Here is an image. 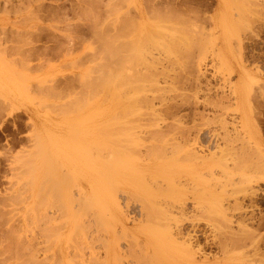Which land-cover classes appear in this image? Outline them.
Wrapping results in <instances>:
<instances>
[{"label":"rangeland","instance_id":"obj_1","mask_svg":"<svg viewBox=\"0 0 264 264\" xmlns=\"http://www.w3.org/2000/svg\"><path fill=\"white\" fill-rule=\"evenodd\" d=\"M242 1L243 0H0V264H34V262L36 264H50L54 262L56 263L57 258H59L61 264H74V262L75 264H87V261L90 259V257L92 258V256H89V247H91V245L89 246V242L87 244L86 241L91 238L88 240L90 241V244L98 243L99 246L94 244V246L92 245V248L95 246L97 248L98 246L97 250L95 251L99 252L97 254H101L103 252V239L106 240L109 238V236H111L110 238H119H117V243L120 253L123 252L124 248L123 254H126V251H129L128 247H130V249L131 247L133 248V250L131 249V253H137L135 250H138L139 248L136 244L137 241L141 240L135 234V231L138 230V228L143 224V221L139 220L141 215L144 213H142L143 211L140 212L142 208L140 209L139 204L141 203H136V201H139V199L135 200V198H139L141 196L150 197L151 199L154 198L155 201L157 200V202L158 199L160 201L162 199L163 202L166 200L165 204L168 205L167 203H169L171 208L167 207L166 209V205H164L162 202V208H164L163 210L165 213L168 212V208L172 209L169 211L174 212L175 209L179 208V205L177 206V204H181L183 202L180 205L183 207V209H181L182 207L179 209L185 212L184 215V213L181 211L183 213L181 214L184 215H181L182 218L187 217V219H179L180 210H178L179 218L176 216L178 214L177 210H175L176 213L174 212L176 217L172 215L173 213H168L169 216H166V214L163 212L162 214H165L166 216L164 217L165 219L162 217L164 222H168L169 225L172 223V225H170L172 227L169 228L170 230L168 229L169 231L167 229L165 230L163 227H158L157 230H160L159 232L165 230L163 233H166V238L168 237V239H171L173 243L179 246V249L186 250V253L188 254L186 256L190 257L189 259L192 263H187L186 261L184 264H203L204 262H208L209 264L214 260V258L220 257H228L230 260L229 264H264V0H246V4ZM241 2L244 6L241 4ZM112 18L118 21H114V23L118 26V28L116 27L115 29L118 30L119 35H117V31L114 29L115 24H111L113 23L112 20H114ZM124 19H126V21ZM111 27L113 28L111 29ZM146 33H149V35ZM158 36H160V39ZM114 37L115 40L119 37V39H117L118 41L126 40L127 44H130L129 46L126 44L127 47H129V53L131 55L130 56L128 54L126 56H129L128 59L130 61L128 59L125 60L126 56H123L121 53L116 55V59L113 58L114 61L111 59V39L114 40ZM117 40L115 43L118 44ZM140 40H142L141 43L139 42ZM123 42H121V45H118H124L125 43ZM112 43L114 42L112 41ZM130 47L133 48L130 50ZM122 48L123 47H120L118 51L121 52L120 49ZM218 48H221V55L214 53L215 51L217 53ZM124 49L126 48L124 47ZM175 49L177 50L175 51ZM125 52L126 50L122 53ZM149 52H153V56ZM212 53H214V55H212ZM159 55L161 56L159 57ZM202 55H205V57ZM145 56L146 58H143ZM156 56H158L157 60L160 59L163 61L156 62ZM163 57L166 59H163ZM119 59L124 60L125 67L126 65L128 66L126 68V73L125 71H122L125 67L121 69L122 66H124V64H122L123 60L120 61ZM144 59L146 60V63L149 62V68L151 69V61L155 59L153 61H155L156 64H160V66L157 64L156 67L158 71L160 69L159 74H161L160 72L163 71L162 69L167 68V71L169 72H164L166 69L163 72L170 73L166 76L168 78L170 76V80L168 78L166 80V77L165 79L164 77H162L163 79H160V77L156 75L158 73L156 70L157 73H155V76L159 78L158 80H155H157L159 86H167V92H164L166 89L164 86H162L164 89L160 91H156V89L154 91L152 90V92L151 90H146L145 93L140 92L137 94L140 97H146V94L150 91L146 98L149 96L152 97L153 95L154 97H157H153L154 99L151 98L152 101L154 100L153 104H156L155 106H152L156 109L157 113H159L160 118H165L164 121L157 119L160 120L158 121L159 126L157 127L163 128V125L169 123L170 126L172 125V127L167 124L168 126L164 127V129L166 128L165 130L160 128L161 131H169V128H174L175 123L176 126L180 125L179 129L175 127L177 129L173 131L174 135L176 130H179L180 132L177 131L179 133H176L177 135L175 136L173 135V138L177 137V141H175L178 142L180 140L179 142H181V146L183 145L182 148H180V151H178V148L171 146V144L169 147H171L170 149L172 151L169 150L167 145L165 146L168 148L164 146L169 152L173 153L174 150L176 151L173 153V156H171V153H169L164 147L160 146L162 150L160 147H153L157 150V152L159 149V152H161L162 155L165 152L166 153L164 158H157L159 160L153 159L155 156H151L153 157L149 158L150 160L153 159L151 161H147V156L150 155V152L155 149L152 147L148 148L146 145H150L152 143L149 138L153 137H151L149 133L148 135L150 137L146 138L148 137L147 134H145L148 132V124L145 126L142 124L149 119V116L146 118L144 117V112L148 113L151 118H154V116L149 114L150 110L144 108L143 105L142 106L144 109L142 106H137L138 111H136V114L134 113V115H128L130 118H127L128 116L125 115V120L136 119L135 121L138 120L137 122H139V124L143 120L140 124L142 127L131 130V132L129 130L131 135L127 134L126 138V132H123V134L121 133L122 138H135V142L131 140L134 143H131L130 141V143H128L126 141L125 146L126 148H129V144H137L136 149L139 148V150H141H136L141 152V154L139 153L140 157H138L139 155L134 154L136 152L133 151V153L130 150V148L134 145H131L129 148L131 153L127 150L128 148L126 149L124 147L123 143L125 141L124 139L121 140V135L117 136L118 131L116 132L115 130V134V132H112L113 130L111 129L112 131L110 133L113 135L110 133L108 134L110 127L113 128L112 123L110 122L111 124H109L108 121L109 116H112L110 114L114 112L115 108H118L119 106L121 108V106H123V104L125 105L128 101L126 87L123 82H130L129 79L132 78L130 83H133V79L138 78L139 76H144L146 73V69L144 68H147L148 66H143V63L145 64ZM199 59H201L202 62H199ZM127 60L128 64L125 62ZM117 61H120V67H118L119 62L117 63ZM170 61H172L173 64ZM171 65L173 66L171 67ZM194 65L196 67H194ZM112 66L113 68L117 67L120 69L118 78L119 84L117 87H115V89H113V78H109L112 74L113 75L111 77L114 76V70ZM155 66L153 67L155 68ZM130 67L135 68V70H131ZM139 67H141L140 71L145 70V73H142L143 75L140 74L141 72H138ZM154 68L152 70L153 75L155 72ZM169 68H171V70ZM112 70L113 72H111ZM121 71L126 77L128 76L129 78L125 79V76L123 77V75H121L123 74ZM134 71L137 72L135 73ZM149 71L151 70H148V72ZM128 72L132 74L129 75ZM133 73L135 74V78L131 76L134 75ZM163 75L166 74H162V76ZM172 76H175L176 78L173 80L174 82L171 80ZM141 77L136 80H141ZM148 79L146 78L145 81ZM136 80H134V82ZM136 82L134 84H136ZM139 82L143 83L142 80ZM175 84L177 85L176 87ZM169 85L171 88H169ZM159 86L158 88H160ZM172 86L175 88H172ZM168 88L169 90L171 89V91H168ZM45 91H48L47 95ZM153 92L156 95H152ZM176 93L177 96H175ZM141 94L144 95L141 96ZM138 95H136L137 98H139ZM180 95L182 97L184 96L183 98H185V100H183ZM52 96H56L57 98H53ZM174 96L175 98L173 99L172 97ZM163 97H167L165 100H163L164 103L166 102L165 105L170 103L169 105H172L173 107L174 103L172 100H176L175 103L179 101L181 102V104L177 103L180 107L175 104V108H171L170 110L173 111V113L171 112V114H169V112L167 116L164 111V113L161 112L165 108L164 104L161 106V100L164 99ZM218 97L220 98L218 99ZM169 98H171L170 101ZM216 98L219 101H216ZM113 99L117 103L120 101L118 106L114 104L115 102ZM207 99H210V103H208L209 101H207ZM203 100L206 101L204 102ZM215 101L219 104V106L222 105L221 108H216ZM158 103L162 107L161 109L158 106ZM60 104L63 105V108H59L61 106ZM140 111H142L143 114H141L142 112L139 113ZM58 113L61 114L59 115ZM137 113H139V115ZM160 113H162V116ZM174 114H179L181 116H175ZM163 115L167 116V119ZM169 117H171L172 120L169 119ZM151 118L149 120H151ZM174 118L177 119V121L175 120L176 122L174 121ZM111 119L112 118H110V121ZM75 120L80 121V123H76ZM203 120H207L209 123H204ZM179 121H182V124ZM72 123L75 125H72ZM201 123H204L205 126H203ZM244 125L245 127H243ZM75 126L78 129H74L73 127ZM182 126H184V133L186 135L184 133L183 135H178L180 133L182 134ZM187 126L189 127L188 129H186ZM35 127L39 130V133L45 142V148L48 152L46 155L44 154L43 150H41L40 146L38 145L39 149H37V143H34L37 141L36 136H33L35 133ZM157 127L155 128L154 126H150L148 128H155V130H159ZM167 127L169 128L167 129ZM138 130H141L144 133L134 132ZM196 130L198 132H196ZM119 131L124 130L119 128ZM133 133L135 135L137 134L138 136L140 135V137L142 135L143 139L137 135L135 136ZM168 133L167 136L170 137V134ZM172 134L173 133L171 131V135ZM184 135L185 138L188 137L187 140L185 138H181V136L183 137ZM48 137L50 140H52V137L54 138L52 140L54 144V150L53 148L46 146ZM103 137H105V139ZM196 137L197 140L195 139L196 141L194 142L193 138ZM113 138L115 140L123 141V143L121 142L123 146H121L120 143L119 145L121 147L117 144L116 146L113 145L119 142L116 141L112 143L114 140ZM29 140H32L31 143L36 144H31V146L33 145V147H36V149L39 150V153L36 154L40 155V153H42L40 159H38L39 155L37 156L36 154H33L36 149L30 146ZM172 142L174 141L172 140L170 143ZM106 149H109V154L113 152V149L118 150V154L122 153L120 151L125 149L124 151H128L129 154L127 156L125 152V154L118 155L116 151L113 152L116 153L119 158H121L122 155V158L124 157L123 160L122 158H118V161L121 162L122 160L120 164H115L110 159V155L108 156L109 159H106ZM133 149L135 150V148ZM48 150L52 151L51 155ZM96 150L97 152H95ZM187 150L189 151L188 153L194 151L195 154L193 156L191 154H187L188 156L185 154L184 156V153H187ZM30 151L34 152L30 153ZM162 151L165 152L163 153ZM145 152H147L148 155ZM27 153H30L29 156ZM63 153L66 154V157L68 156V159ZM96 153L98 155H102H99V157ZM103 154L106 155V157L104 156L105 158H103ZM166 154H170L168 155L169 157ZM32 155L35 157L32 163L37 165V170L34 168L35 165H33L31 170L32 172L33 170L35 172L38 171V168L41 165L43 166L44 162L45 164L48 162V164L50 163V166H52L51 168L48 166L45 167L48 165L46 164L43 166V168L40 167L38 171L40 174L36 172L37 176L40 177H38L39 180L41 179V182L37 185L42 183V178L40 176L41 174L44 176H51L48 178H51L50 180L52 181L53 178L56 180L60 179L61 177L59 172L61 169L58 167L59 165H61L62 170L64 171H62L63 179H61L64 181L67 179L65 182L68 185L70 180H74L73 182H75V185H77L76 188H73V186L71 184L70 185L75 191H77L78 187V192L73 190L71 191L67 185H63L65 182L61 181V179L60 181L57 180L58 182L54 181L56 186L57 183L59 187L62 184L59 191L56 188L55 190H57L56 192L63 191L62 193H59L60 195L62 194L61 197L59 196V199L62 202L64 201V207L68 205L67 210L64 208V211L67 213L65 212V214H61L60 211H56L54 209V206L58 205L59 202L57 197L55 199L53 198V201L56 202L55 204L52 201V197L55 193L50 195L51 197L47 195L46 198L43 195L44 193L42 192H45L44 190L48 188L47 186H52L53 184L47 177L45 180L46 183H42V192H40L41 190L38 192L39 189H37L36 192L43 195L44 198L41 199V195L39 194V197L36 193L35 194L37 197L34 198L35 194L33 192V185L31 186L32 190L29 188L30 185L33 184L34 179L31 178L30 181H27L30 177L34 178V176H28V173L29 175H32V173H30V169L27 167L29 163L25 162V157L28 156L26 159L29 161L33 158ZM42 155L45 157L48 156L47 160H50L47 161L46 158L45 160L41 159ZM117 155L115 156L117 157ZM159 155L163 157L161 154ZM180 155H182V157ZM190 155L191 158L195 157L194 160L196 159V161H199V159L203 157V159L206 160V163L199 165L198 162L193 161V158L191 160ZM142 156H144L146 159H143ZM179 156L181 158H179ZM186 156L190 158V161L188 158L187 160L184 159ZM171 157L173 160H171ZM53 159H56V162H54ZM39 160L44 161H40V163L38 162ZM101 161L106 163V167H103V165L101 166ZM51 163H56L57 166H54L53 164L51 165ZM38 164H40V166H38ZM113 165L115 167H113ZM102 167L106 169H103ZM160 167H164V172H166L167 176L162 175L163 173L157 170H161ZM208 167L210 169H208ZM41 169H43V171H40ZM51 169L55 170L60 178L58 175L55 176V172L53 176V171H51ZM171 171L173 173H171ZM106 174L109 175V177L113 175V177L110 179L115 178L113 179L115 181L112 180V183L111 180H109L110 182L107 181L109 177ZM142 175H144V177H146L145 179L148 180L144 181V177ZM44 176L42 177L44 178ZM66 176H70L71 179L68 180L70 177L67 178ZM106 176L108 178H106ZM172 176H174L175 179L178 178L177 180L181 179L179 183L182 182L183 184L178 185L179 183H175L177 181L173 182L172 180H168L169 178L174 180V177ZM152 179H157V181L155 180L156 182H152V184ZM94 180L97 181L96 186L91 185L92 181ZM47 181H50L51 184L49 183V185ZM73 182L71 181V183ZM145 182L148 183L146 184ZM157 182L164 183L166 187L168 186L171 190L173 189V192L169 190V188L167 189L170 192L165 191L166 188H164V192L161 191V193L160 189H162L163 186H161L162 188L159 189V184H155ZM110 183L111 185H109ZM184 184L186 185L184 186ZM187 185H189L192 189ZM62 186L64 190L62 189ZM38 188H40V186ZM110 188L112 189V192L110 191ZM119 188L124 191L122 196L121 194L118 196L121 191ZM196 189L203 191L197 192ZM52 190L53 189L48 191ZM125 191L127 192L126 194H124ZM45 193L48 194L51 192ZM74 193H80L85 196L80 198L83 199V203L88 199L90 200H88L89 202H92V205L87 203L88 201L86 202L87 205H91V210H89V207L86 208L87 211H90V216L87 215L88 212L84 211L85 209H82V207L76 213L77 210L75 207H77V209L79 207L75 206L73 208L72 206L78 205V203L74 204L75 200L73 201V196L70 195H74ZM128 193H132V196L134 195L133 198L135 203H132L133 199L130 201V198H128L130 202H125L124 204V201H128L127 196L129 197L131 195ZM209 193H211L210 195L218 196V198L210 197ZM55 195L57 196V194ZM124 195L125 197H123ZM219 196L220 198L222 197L221 202ZM13 197H15L14 200ZM68 197H70V202ZM75 197L77 196L74 195V199ZM47 199L50 201V204L47 202ZM42 200H46L45 203ZM40 201L43 202L44 205H42L43 203L41 204ZM112 202L113 204H111ZM159 202L158 204H162ZM35 203L37 204L35 205V208H40L37 210L38 219L40 216H42V214L48 211L52 217L55 216V218H50V215L45 217L43 216L44 218L41 217L43 221H39L40 226L48 227V225H50L58 227L60 225L59 228L61 227L62 229L60 228L59 230H55L56 228L54 229V227H50L52 229H49L48 227L49 230H45V228L40 226L33 229L35 227L33 221L34 217L36 216V211L35 209L33 210L34 207L32 206H34L33 204ZM79 203L82 204V200L79 201ZM174 203L177 207H175ZM173 204L174 206H172ZM47 205L49 208H47L48 210L46 209ZM125 205L126 207L128 205L126 212V207H124ZM201 205L203 207L206 206L207 209H211L209 212L212 211V213L209 214L207 210ZM51 206L53 208H51ZM58 207L56 206V208L59 210ZM202 208L204 209L205 214L201 210ZM219 208H222V220L226 221L224 223H226L227 226L230 225L228 228H226V225L223 222L222 226L215 222L217 221L216 218L219 220V214L217 213ZM60 210H63V208ZM82 210L84 211V214L87 212L85 216H88H86L88 220L85 219V216H83L85 221L83 220V217L81 216L82 214H80L82 213ZM92 211L95 212V215L93 214L94 212L92 213ZM213 211L217 213V215H214V218L211 216ZM57 212H59V214H57ZM140 213L141 215H139ZM60 214H64V217L60 216ZM200 214H204V216L206 215L207 217L210 216L211 220L215 219V221H211L209 217H206L207 219H203V216H200ZM79 216L82 217L81 220ZM91 217L94 218V223L93 221L91 222V220H93ZM169 217L172 218L170 219ZM173 218L175 219L173 220ZM38 219L36 223H38ZM100 219L104 220L103 226L101 225L100 227H104L103 229L105 230H102L103 232L106 231L107 235L102 233L99 226L98 228L94 227L102 223ZM141 219H143V217ZM156 219H159V217ZM86 220L88 221V223H86L88 226L89 221L91 222L90 224H94V226L93 224L90 225L93 227V229L89 227V229H92V231H90L85 224ZM30 221L31 223H28ZM82 221L84 224H82ZM156 221L157 220L155 219L153 220L155 223ZM160 221L161 220H159V222ZM243 221L248 223L246 224ZM62 222H65V225ZM78 222H82V225H86L84 227L87 229H85L84 232L88 230L90 232L88 231L86 234H84V232H82L83 230L80 229V233L78 234L81 236H77V234H75L77 231H74V228L79 224ZM214 222L216 227H220L219 232L217 229H215L213 224ZM41 223H43V225ZM164 224H162V226ZM169 225H166L167 227L165 226V228H168ZM177 225L181 227L180 230L179 227L177 228ZM192 226L194 228H192ZM155 227L157 226L155 225ZM175 227L178 229L177 231L174 230L176 229ZM77 228L78 227H76V229ZM79 228H81V226ZM95 228L98 230V233H93L95 232ZM123 228L125 229L124 231L122 230ZM171 229L174 232H172ZM193 229H199L198 233L196 234L198 237L195 236L197 239H195V237H188L190 234L194 236L192 234L194 232ZM228 229H231V231L233 230L231 234H229ZM241 229L244 230L243 233H246L249 230L250 232H254L253 235L255 236H252L251 234V236L254 237V241L251 242V239L247 240L248 242L244 240L250 237V233L247 232L249 233V237H247L248 235L244 233L243 235H246V238H243V235H239L242 234ZM35 230H38V232ZM224 230H227V232ZM100 231L102 234H99ZM116 231L118 233H116ZM167 231L168 233L171 232L172 235L170 233L167 234ZM178 231H181L180 234L177 233ZM182 231L183 233L189 232L190 234L184 233L183 235L181 234ZM222 231L227 233V238ZM54 232H57L56 236L53 235L55 234ZM72 232L74 233L72 236H74L76 241L70 240L72 237L71 234H73ZM125 232L130 234V238L128 236H124ZM221 232L223 237L220 235ZM233 232H235L234 234L236 236L239 235L241 237L240 238L238 236L240 238V242H238L240 246L237 244V240H234L235 242L233 241L235 236ZM90 233L92 237L90 236ZM120 233L124 235L119 237ZM216 233H219L220 236V239L217 242ZM173 235H176V237ZM180 235L183 236L181 237ZM177 237H179V239ZM186 237H188V239ZM224 237L228 241H224L222 239ZM79 238L81 240H79ZM85 238H87V240ZM133 238L135 239L134 241H136L134 243L135 246H133V242L130 243L133 241ZM190 238L191 241L189 240ZM221 239L223 242L220 241ZM241 239H243L242 243ZM183 240L186 242L190 241V244L182 243ZM79 241L82 247L85 245L89 249L86 251L85 246V250L84 247H81L80 250L77 249L79 247L76 248L75 244L76 242L78 244ZM224 242L229 243H227V245L225 244L229 249L226 250V247L224 248V244H220ZM253 242L255 244H253ZM127 243L130 245L132 244V246H128ZM218 243L220 246H223H221L222 249ZM32 244L35 245L33 246ZM186 244L189 247H187ZM241 244H243V246ZM45 245L48 247V249L45 247ZM69 245H72V247ZM126 246L128 247L125 248ZM171 246L174 250L178 249V247L174 244ZM195 246H198L197 249L200 248L201 252H199V249H195ZM75 248L77 253H74ZM14 250L17 251L14 252ZM9 253H11V255ZM75 254L76 257L74 259ZM77 254L79 258L77 257ZM103 254H105V252ZM102 255H97V257L100 258L99 261L95 256L94 261L97 260L95 264H104V262L106 264V261L108 262L106 256L103 258L105 261H101L103 260L101 258ZM54 256L57 258H54ZM42 257H46L48 260L46 261V258L43 259ZM85 258L88 260H85ZM131 259L128 255V258L123 257L124 263L122 261L120 262H122L121 264H136L132 261V263H130ZM43 260L46 262L44 261L42 263ZM94 261H92V264H94ZM88 262L91 263V261ZM163 264L170 263L164 262ZM174 264L179 263L175 261Z\"/></svg>","mask_w":264,"mask_h":264},{"label":"bare ground","instance_id":"obj_2","mask_svg":"<svg viewBox=\"0 0 264 264\" xmlns=\"http://www.w3.org/2000/svg\"><path fill=\"white\" fill-rule=\"evenodd\" d=\"M126 1H127V0H126ZM240 1H241V0H240ZM245 1H246V0H243L242 2H245ZM115 2H116V1H115ZM242 2H241V4H242ZM248 3H249V2H248ZM248 3H247V4H248ZM111 4H112V3H111ZM245 4H246V2H245ZM242 5H243V4H242ZM250 5H251V4H250ZM243 6H244V5H243ZM247 7H248V6H247ZM249 8H250V7H249ZM255 8H256V7H255ZM245 10H246V9H245ZM118 11H119V10H118ZM249 11H250V10H249ZM255 11H256V10H255ZM241 12H242V11H241ZM250 12H251V11H250ZM168 13H169V12H168ZM127 16H128V15H127ZM112 19H114V18H112ZM124 20L126 21V19H124ZM131 20H132V19H131ZM114 21L116 22L117 20H116V19L112 20L113 23H111V24H115ZM117 22H118V21H117ZM123 22H124V21H123ZM133 22H134V21H133ZM151 22H152V21H151ZM155 23H156V22H155ZM131 24H132V23H131ZM133 24H134V23H133ZM124 25H125V24H124ZM116 27L118 28V26L115 24L114 29H115ZM112 28H113V27H111V29H112ZM145 28H146V27H145ZM158 28H159V26H158ZM175 28H176V27H175ZM160 29H161V28H160ZM145 30H146V29H145ZM153 30H154V29H153ZM153 30H152V31H153ZM115 31H117V35H119L118 30L115 29ZM152 31H151V33H152ZM112 33H113V32H112ZM115 33H116V32H115ZM149 33H150V32H149ZM149 33H146V34L149 35ZM146 34H145V35H146ZM111 35H112V34H111ZM117 35H116V36H117ZM113 36H114V35H113ZM113 36H112V37H113ZM112 37H111V38H112ZM123 37H125V36H123ZM158 37H159V39H160V36H158ZM117 39H119V37H118ZM117 39H116V40H117ZM116 40H115V37H114V40L111 39V48H113V49L110 48V51H111V53H112V55L110 54V56H111V59H112L113 61H114L113 58H115V59L117 58L116 55H117L118 53L123 54V56H126V55H128V54L130 55V53H129V47H127V45L129 46L130 44H127V41H126V40H123V41H125V42H123L122 40H120L121 42L125 43V44H124L125 46H124V45L120 46V45H121V42L117 40V41H118V44H120V45H118L117 43H115ZM148 40H149V39H148ZM112 41H113L115 44L112 43ZM141 41H142V40H140L139 42L141 43ZM150 41H152V40H150ZM152 42H153V41H152ZM123 43H122V44H123ZM128 43H130V42H128ZM126 44H127V45H126ZM112 45H113V46H112ZM119 46H120V47H123L122 49H120L121 52L118 51L119 48H120ZM132 46H133V45H132ZM142 46H143V45H142ZM124 47H125L126 49H124ZM131 48H133V47H130V50H131ZM134 48H135V47H134ZM123 49H124V50H123ZM127 49H128V50H127ZM26 50H27V49H26ZM112 50H113V51H112ZM125 50H126V52H125L126 54H125V53H122V52H124ZM176 50H177V49H175V51H176ZM213 50H214V49H213ZM213 50H212V52H213ZM217 50H218L217 53H216V51H215L214 53H215V54H220V53H221V48H218ZM28 51H29V50H28ZM149 53H150V52H149ZM152 53H153V52H151L150 54L153 56ZM158 53H159V52H158ZM158 53H157V55H158ZM214 53H212V55H214ZM141 54H142V53H141ZM160 54H161V53H160ZM164 54H165V53H164ZM164 54H163V55H164ZM119 55H120V54H119ZM220 55H221V54H220ZM69 56H70V55H69ZM113 56H114V57H113ZM115 56H116V57H115ZM130 56H131V55H130ZM152 56H151V57H152ZM160 56H161V55H159V57H160ZM202 56H203V55H202ZM202 56H201V57H202ZM215 56H216V55H215ZM118 57H119V56H118ZM128 57H129V56H126V57H125V60L128 59ZM154 57H155V56H154ZM157 57H158V56H156V58H155L156 60H155V59H153V60H155L156 62H160L161 60H160V59L157 60ZM165 57H166V56H165ZM201 57H200V58H201ZM203 57H205V55H204ZM203 57H202V58H203ZM216 57H217V56H216ZM138 58H139V57H138ZM141 58H142V57H141ZM143 58H146V56L143 57ZM147 58H148V57H147ZM152 58H153V57H152ZM202 58H201V59H202ZM104 59H106V58H104ZM130 59H131V57H130ZM161 59H162V58H161ZM163 59H166V58L163 57ZM179 59H180V58H179ZM201 59H199V62H202L203 59H202V60H201ZM112 60H109V61H112ZM117 60H118V59H117ZM119 60L121 61V60H123V59H119ZM128 60H129V59H128ZM128 60L125 61V62L127 63ZM144 60H145V59H144ZM147 60H149V59H147ZM153 60L151 61L152 69L149 68V64H148L149 62L146 63V60L144 61L145 64L142 62V63H143V66H144V65H145V66L148 65L147 68H144V69H146V73H145V70H144V71H140V70H141L140 68H141L142 66L139 67V69L137 68V69L139 70L138 72H141L140 74H142L143 72L145 73L144 76H142V77L139 76V75H137V76H139L138 78H140V77L142 78L141 80H142L143 83L139 82V81H141V80H139V81L136 80V79H138V78H135V77H134V76H135L134 73H133L134 75H131L133 78H135V79H133V81H132L133 83H130L132 78L129 79L130 82H129V81H124V82H123V84H124L125 87H126V95H127V97H128V101H127V103H126L125 105L123 104V106H121V108H120V106H119L118 108H115L114 112H113L112 114H110V115H112V116H111V117L109 116L108 121H109V124L112 123V125H113L112 127H113L114 129L110 127V131L108 132V134H109L112 130H113L112 132H115V130H116V132L118 131V132H117V133H118L117 136H118V135H121V140L124 139L125 142L123 143V141L115 140V139H114L115 137H114V138H113V139H114L113 142L111 141L112 143H114V142H116V141H117V142L119 141L118 143L113 144V145H115V146H116V144H117L118 146H120L119 143L121 144V142H122L123 145H124V147L126 148V146H125L126 141H127L128 143H130V142H131V143H134V142H135V138H132V139H131V138H127V139H125V138L127 137V134H130L131 130H134V129H137V128H139V127H142V126H140V124L142 123L143 120H142V121L140 122V124H139V122H137L138 120H137V121H135L136 119H128V120H125V117L128 116V115H130V116H131V115H134V113H135L136 111H138V109H137L138 107H137V106H140V107H141V106L143 105L144 108H146L147 110H148V109L150 110L149 114H151V115L154 116V118L152 117V118H153V119H152V118L150 117V115H148V113L144 112V114H143L142 111L139 112V113L142 112L141 114H143L145 118H146L147 116H149V119L151 118V120H153V121H151V120H149V119L147 118L148 121H151V122H148V121L144 120V121H146V122L142 124V125H144V126L148 124V125H147L148 132L145 131V132H146L145 134H147V136H148V137H146V138H149L150 136L154 138V139H153V138H149L150 141H151L152 143H151V144L149 143L150 145H146V147H148V148H149V147H152V148H153V147H160V146H161V147H164L165 145H167V146L169 147L170 144H171V146H173L174 148H178V151H180V148H182L183 145L181 146V144H180L181 142H179V141H180L179 139H178L179 141L176 142V141H177V139H176L177 137H176V138H175V137L173 138V135H174V132H173V131H174L175 129H177V128L179 129V128H180V125H179V126H176V123H175V125H174V123H173L174 128H169V127H167V129L169 128L170 130H169V131H168V130L164 131V130L166 129V128L164 129V127H165V126H168L167 124H169V123H167L166 125H163V128L160 127L161 129H164V130L161 131V129H160L159 127H157V126H159V122H158V121H160V120H157V119H161V121H164L165 118H163V117L160 118L159 113H157L156 109L153 108V106H155L156 104H153L154 100L152 101L151 98L154 97L153 94H155V93L153 92V93H152L153 96H152V97L149 96L150 98H149V97L146 98V97L148 96V93H149L150 91L146 94V97L143 96L144 94H143V95L141 94V96H143V97H140V96L138 95L140 92H144V93H145L146 90H151V92H152V90L154 91V90L156 89V91H160V90H163L164 87H165L164 85H162V86H164V87L159 86L158 83H157V80H158L159 77H160V79H161L162 77H164V79H165V77H166L168 74H170V73H164V72L167 71V68H165V69H166V70H165V69H162L163 67L161 66V67H162L161 69H162L163 71H164V70H165V71H164V72L162 71V72H160L161 74H159L160 69H159V71L156 69L157 64H159V63L156 64V62L153 61ZM174 60H175V59H174ZM174 60H173V61H174ZM200 60H201V61H200ZM204 60H205V58H204ZM106 61H107V60H106ZM115 61H116V60H115ZM120 61H117V63L119 62V63H118L119 66L116 64L118 67H120ZM129 61H130V60H129ZM162 61H163V60H162ZM162 61H161V62H162ZM165 61H166V60H165ZM154 62H155V63H154ZM170 62L172 63V61H170ZM194 62H195V61H194ZM108 63H110V62H108ZM108 63H107V64H108ZM112 63H113V62H112ZM121 63H122V62H121ZM133 63H134V62H133ZM133 63H132V64H133ZM114 64H115V62H114ZM122 64H124V66H122L121 69H123V67H125L124 60H123V63H122ZM127 64H128V63H127ZM172 64H173V63H172ZM201 64H202V63H201ZM133 65H134V64H133ZM155 65H156V66H155ZM161 65H162V64H161ZM164 65H165V64H164ZM114 66H115V65H114ZM129 66H132V65H129ZM150 66H151V65H150ZM153 66H155V68H154ZM159 66H160V64H159ZM172 66H173V65H171V67H172ZM198 66H199V64H198ZM127 67H128V66L126 65V67H125L122 71H125V73H126V68H127ZM165 67H166V65H165ZM169 67H170V66H169ZM194 67H196V66L194 65ZM102 68H103V65H102ZM102 68H101V69H102ZM112 68H113V66H112ZM114 68H115V69H114ZM114 68H113L114 72H113V70L111 71V72L114 73V76L111 77V76L113 75V74L111 73L112 75L109 77V78H113V81H112V82H114V84H113V89H115V87H117L118 84H119V82H118V78H119V73H120V69H119V68H117V67H114ZM130 68H131V67H130ZM153 68L155 69L154 75H153V71H152ZM133 69L135 70V68H131V70H133ZM169 69L171 70V68H169ZM195 69H196V68H195ZM199 69H200V68H199ZM127 70H128V69H127ZM129 70H130V69H129ZM148 70H151L152 73H151V71L148 72ZM156 70H157L158 73L156 72ZM122 71H121V73H123ZM131 72H133V71H131ZM134 72L136 73L137 71H134ZM147 72L150 73V74H148ZM167 72H169V71H167ZM128 73H129V72H128ZM155 73H157L156 75L159 76L158 78L155 76ZM130 74H132V73H129V75H130ZM138 74H139V73H138ZM162 74H166V75H163V76H162ZM121 75H123V77L125 76L124 73L121 74ZM127 75H128V74H127ZM142 75H143V74H142ZM131 76H130V77H131ZM144 77H145V78H144ZM126 78L128 79L129 77H128V76H127V77L125 76V79H126ZM143 78H144V80H143ZM146 78H147V79L149 78L150 80L148 79L147 81H145ZM167 78H168V77H166V80H167ZM171 78H172V79H171L172 81L176 79L175 76H172ZM173 78H174V79H173ZM125 79H123V80H125ZM155 79H157V80H155ZM162 79H163V78H162ZM168 79L170 80V76H169ZM110 80H112V79H110ZM123 80H122V81H123ZM134 80L137 81V82L135 81L136 84H134V83H135ZM40 82H42V81H40ZM138 82H139L140 84H139ZM169 82H170V81H169ZM173 82H174V81H173ZM173 82H172V83H173ZM164 83H165V82H164ZM172 83H171V84H172ZM175 83H176V82H175ZM123 84H122V85H123ZM166 84H167V83H166ZM169 84H170V83H169ZM39 86H40V85H39ZM47 86H48V85H47ZM78 86H79V85H78ZM158 86H159L160 88H158ZM169 86H170V85H169ZM169 86H168V87H169ZM176 86H177V85L175 84V87H176ZM198 86H199V85H198ZM49 87H50V86H49ZM175 87L172 86V88H175ZM42 88H43V87H42ZM166 88H167V86L165 87V89H166ZM169 88H171V86H170ZM169 88H168V91H171V89L169 90ZM43 89H44V88H43ZM67 89H68V88H67ZM80 89H81V88H80ZM207 89H209V88H207ZM210 89H211V88H210ZM52 90H53V89H52ZM59 90H60V89H59ZM173 90H174V89H173ZM48 91H49V90H48ZM48 91H47V92H48ZM174 91H175V90H174ZM34 92H35V91H34ZM45 92H46V91H45ZM47 92H46V95H47ZM52 92H53V91H52ZM74 92H75V91H74ZM164 92H167V89L164 90ZM56 93H57V92H56ZM121 93H122V92H121ZM131 93H132V94H131ZM135 93H136V95L139 96V98H137V96L135 95ZM137 93H138V94H137ZM159 93H160V92H159ZM159 93H158V94H159ZM161 93H162V92H161ZM48 94H49V93H48ZM59 94H60V92H59ZM162 94H163V93H162ZM172 94H173V93H172ZM43 95H44V94H43ZM49 95H50V94H49ZM75 95H76V94H75ZM88 95H89V94H88ZM155 95H156V94H155ZM159 95H160V94H159ZM56 96H57V95H56ZM56 96H54V97L57 98ZM59 96H60V95H59ZM76 96H77V95H76ZM163 96H164V95H163ZM171 96H172V95H171ZM175 96H177V93H176ZM175 96L172 97V98L174 99ZM178 96H179V95H178ZM180 96H181V95H180ZM50 97H51V96H50ZM52 97H53V96H52ZM54 97H53V98H54ZM169 97H170V95H169ZM181 97H182V96H181ZM183 97H184V96H183ZM183 97H182V98H183ZM220 97H221V96H220ZM220 97H218V99H219ZM47 98H48V97H47ZM74 98H75V97H74ZM89 98H90V97H89ZM154 98H157V97L155 96ZM154 98H153V99H154ZM161 98H162V95H161ZM163 98H164V97H163ZM166 98H167V97H166ZM166 98H164V99L161 100V103H162L161 106H162L163 104H164V105L166 104V102H165V103L163 102V100H165ZM77 99H78V97H77ZM79 99H80V98H79ZM159 99H160V98H159ZM170 99H171V98H169V101H170ZM179 99H180V97H179ZM218 99L216 98V101H217ZM226 99H227V98H226ZM73 100H76V99H73ZM155 100H156V99H155ZM157 100H158V99H157ZM183 100H185V98H183ZM209 100H210V99H209ZM209 100L207 99V101H209ZM57 101H58V100H57ZM70 101H71V100H70ZM84 101H85V99H84ZM113 101L115 102L114 99H113ZM113 101H112V102H113ZM117 101H118V100H117ZM151 101H152V102H151ZM158 101H160V100H158ZM169 101H167V102H169ZM175 101H176V100H175ZM175 101L172 100V102L174 103V106H175V104H176L177 106H179L177 103L181 104L180 101H179V102H176V103H175ZM203 101L205 102L206 100H203ZM203 101H202V102H203ZM211 101H212V100H211ZM216 101H215V102H216ZM218 101H219V100H218ZM58 102H59V101H58ZM114 102H113V103H114ZM119 102H120V101H119ZM119 102H118V103H119ZM184 102H185V101H184ZM74 103H75V102H74ZM118 103L115 102L114 104H116V105L118 106ZM123 103H124V102H123ZM182 103H183V102H182ZM208 103H210V101H209ZM83 104H84V102H83ZM114 104H113V105H114ZM158 104H159V103H158ZM158 104H157V105H158ZM169 104H170V103H168V105H165V106H164L165 108L161 111L162 113L165 112V114H166L167 116H168V113H169V112H170L169 114H171V112L173 113V111H170L171 108H175L174 106L172 107V105H169ZM184 104H185V103H184ZM206 104H207V103H206ZM214 104H215V103H214ZM217 104H218V103L216 102V104H215V105H216V108H217V107H220V108H221L222 105L219 106V104H218V105H217ZM240 104H241V103H240ZM55 105H57V104H55ZM55 105H54V106H55ZM60 105H61V104H60ZM71 105H72V104H71ZM74 105H75V104H74ZM116 105H115V106H116ZM152 105H153V106H152ZM62 106H63V105H61L59 108H63ZM72 106H73V105H72ZM77 106H78V105H77ZM111 106H112V105H111ZM111 106H110V107H111ZM115 106H114V107H115ZM143 106H142V108H143ZM158 106L160 107V109L162 108V107L160 106V104H159ZM208 106H209V105H208ZM159 107H158V108H159ZM179 107H180V106H179ZM206 107H207V106H206ZM14 108H15V107H14ZM52 108H53V107H52ZM77 108H78V107H77ZM79 108H80V107H79ZM144 108H143V109H144ZM75 109H76V108H75ZM160 109H159V110H160ZM178 109H179V108H178ZM223 109H224V105H223ZM60 110H61V109H60ZM64 110H65V109H64ZM79 110H80V109H79ZM139 110H140V109H139ZM157 110H158V109H157ZM76 111H77V109H76ZM163 111H164V112H163ZM176 111H177V110H176ZM176 111H175V112H176ZM74 112H75V111H74ZM158 112H159V111H158ZM175 112H174V113H175ZM65 113H66V112H65ZM80 113H81V112H80ZM80 113H79V114H80ZM139 113H137V114L139 115ZM162 113H160L161 116H162ZM58 114H59V113H58ZM60 114H61V113H60ZM60 114H59V115H60ZM77 114H78V113H77ZM135 114H136V113H135ZM146 114H147V115H146ZM175 114H176V113H175ZM175 114H174V115H175ZM121 115H122V116H121ZM125 115H126V116H125ZM177 115H179V114H177ZM177 115H175V116H177ZM158 116H159V117H158ZM163 116H165V115H163ZM167 116H165L166 119H167ZM169 116H170V115H169ZM175 116H174V117H175ZM179 116H181V115H179ZM141 117H142V116H141ZM171 117H173V116H171ZM171 117H169V119H171ZM215 117H216V116H215ZM103 118H104V117H103ZM110 118H112L111 121H110ZM127 118H130V117L128 116ZM134 118H135V117H134ZM137 118H138V117H137ZM145 118H144V119H145ZM177 118H179V117H177ZM181 118H182V117H181ZM203 118H204V117H203ZM140 119H143V118H140ZM182 119H183V118H182ZM219 119H220V118H219ZM70 120H71V119H70ZM171 120H172V119H171ZM175 120L177 121V119L174 118V121H175ZM178 120H180V119H178ZM192 120H193V119H192ZM176 121H175V122H176ZM203 121H204V120H203ZM223 121H224V120H223ZM75 122H76V123H80V121H77V120H75ZM110 122H111V123H110ZM134 122H137V123H134ZM147 122H148V123H147ZM152 122H153V123H152ZM179 122L181 123L182 121H179ZM205 122H208V121L205 120L204 123H205ZM214 122H216V121H214ZM219 122H220V120H219ZM69 123H71V122H69ZM69 123H68V124H69ZM73 123H74V122H73ZM73 123H72V125H75V124H73ZM171 123H172V122H171ZM204 123H201V124H203V126H205ZM208 123H209V122H208ZM136 124H137V125H136ZM149 124H151V125H149ZM160 124H161V123H160ZM181 124H182V123H181ZM78 125H79V124H78ZM245 125H246V124H245ZM245 125H244L243 127H245ZM150 126H154L155 128L157 127V128H159V130H158V129L155 130V128H154V129H153V128L149 129L148 127H150ZM169 126H170V124H169ZM201 126H202V125H201ZM220 126H221V125H220ZM224 126H225V125H224ZM224 126H223V127H224ZM170 127H172V125H171ZM175 127H177V128H175ZM73 128L76 129L77 127L75 126V127H73ZM119 128H120V129H123L124 131H119ZM188 128H189V127L187 126L186 129H188ZM196 128H197V127H196ZM220 128H221V127H220ZM235 128H237V127H235ZM77 129H78V128H77ZM111 129H112V130H111ZM172 129H173V130H172ZM182 129H183V131H181L182 134L180 133V134H178V135H183V133H184V131H185L184 126H182ZM182 129H180V130H182ZM243 129H244V128H243ZM98 130H99V129H98ZM126 130H127V131H126ZM129 130H130V132H129ZM142 130H143V128H142ZM153 130H154V131H153ZM197 130H198V129H197ZM197 130H196V132H198ZM226 130H227V129H226ZM238 130H239V129H238ZM171 131H172V133H173L172 135H171ZM177 131H179V130H176V131H175V135H177L176 133H179V132H180V131H179V132H177ZM200 131H201V130H200ZM33 132H34V131H33ZM33 132H32V133H33ZM116 132H115V134H116ZM119 132H120V133H119ZM123 132H126V133H125V134H126L125 138H122V134H123ZM134 132H135V133H139V132L141 133L142 131H141V130H140V131L138 130V131H134ZM168 132H170V133H168ZM237 132H238V131H237ZM32 133H31V134H32ZM77 133H78V132H77ZM121 133H122V134H121ZM142 133H144V132H142ZM149 133H150V136L148 135ZM167 133L170 134L169 136L172 137V138L168 137V136H167ZM224 133H225V132H224ZM227 133H228V132H227ZM100 134H101V133H100ZM110 134H112V133H110ZM115 134H114V135H115ZM133 134H134V133H133ZM133 134H132V135H133ZM184 134H185V133H184ZM195 134H198V133H195ZM228 134H229V133H228ZM240 134H241V132H240ZM112 135H113V134H112ZM130 135H131V134H130ZM134 135H135V134H134ZM136 135H137V134H136ZM136 135H135V136H136ZM175 135H174V136H175ZM185 135H186V134H185ZM185 135H184L183 137L181 136V138L184 139V138H185ZM33 136H36V138H37V139H36V140H37L36 142L33 141L34 143H37V146H36V147H38V145H39L40 148H41V150H43L44 154L46 155L48 152H47V149L45 148V142H44L43 138L41 137V135H40V133H39V130H38L36 127H35V133L33 134ZM115 136H116V135H115ZM117 136H116V137H117ZM137 136H138V135H137ZM195 136H196V135H195ZM241 136H242V135H241ZM138 137H140V135H139ZM179 137H180V136H179ZM179 137H178V138H179ZM191 137H192V136H191ZM230 137H231V136H230ZM103 138L105 139V137H103ZM118 138H119V137H118ZM140 138H142V135H141ZM146 138H145V139H146ZM187 138H188V137H187ZM187 138H185V139L187 140ZM189 138H190V137H189ZM242 138H244V137H242ZM45 139H46V138H45ZM53 139H54V138L52 137V140H53ZM109 139H110V138H109ZM116 139H117V138H116ZM128 139H129V140H128ZM142 139H143V138H142ZM145 139H144V140H145ZM191 139H192V138H191ZM191 139H190V140H191ZM193 139H194V142H195V141L197 140V137H196V138H193ZM195 139H196V140H195ZM229 139H230V138H229ZM52 140H50L49 137H48V140H47L46 146H47V147H51V148H53V150H54V144H53V141H52ZM80 140H81V139H80ZM131 140H133L134 142H132ZM136 140H137V139H136ZM153 140H154V141H153ZM172 140H173L174 142L170 143ZM175 140H176V141H175ZM232 140H233V139H232ZM29 141H30V146H31V144L36 145V144H34V143H31L32 140H29ZM41 141H42V143H41ZM81 141H82V140H81ZM129 141H130V142H129ZM169 141H170V142H169ZM243 141H244V140H243ZM243 141H242V142H243ZM100 142H101V141H100ZM137 142H138V141H137ZM192 142H193V141H192ZM230 142H231V141H230ZM106 143H107V142H106ZM182 143H183V142H182ZM184 143H185V142H184ZM188 143H189V142H188ZM188 143H187V145H188ZM225 143H226V141H225ZM235 143H236V142H235ZM179 144H180V145H179ZM191 144H192V143H191ZM230 144H231V143H230ZM246 144H247V143H246ZM33 145H32L31 147L36 149V147H33ZM57 145H58V144H57ZM123 145L121 144V146H123ZM127 145H128V144H127ZM131 145H134V144H131ZM131 145L129 144V148H130ZM141 145H142V144H141ZM202 145H203V144H202ZM121 146H120V147H121ZM134 146H135V147H134ZM134 146H132V147L130 148V150H131L132 152H133V151L136 152V153L133 152L135 155H139V153L141 154V152H139V151H141V150H139V148L136 149L137 144L134 145ZM167 146H165V147L168 148ZM230 146H231V145H230ZM28 147H29V146H28ZM31 147H30V148H31ZM161 147H160V148H161ZM165 147H164V148H165ZM61 148H62V147H61ZM104 148H105V147H104ZM127 148H128V147H127ZM127 148H126V149H127ZM129 148H128L127 150L130 152ZM133 148H135V150H134ZM141 148H142V147H141ZM143 148H144V145H143ZM143 148H142V149H143ZM164 148H163V149H164ZM166 148H165V149H166ZM170 148H171V147H169V150L172 151ZM218 148H219V147H218ZM37 149H39V147H38ZM37 149L35 150V152L33 151L34 153H33L32 151H30V153H33V154L39 153V150H37ZM67 149H68V148H67ZM95 149H96V147H95ZM102 149H103V148H102ZM117 149H118V148H117ZM153 149H155V148H153ZM172 149H173V148H172ZM200 149H201V147H200ZM242 149H243V148H242ZM32 150H33V149H32ZM63 150H64V149H63ZM108 150H109V149H108ZM108 150L106 149V151H105V152H107V153H106V154H107V157L110 155V156H111L110 159H111L115 164H116V163L120 164V163L122 162L123 158H124V157L122 158V156H123V155H122V156H121L122 160H121V162H120V161H118V158H119L118 155H120V154H125V152H126L127 156H128V154H129L128 151H124L125 149L123 150L124 152H123V151H120V149H119V151L122 152V153H120V154H118V153H119V152H117L118 150L113 149V152L116 151V153H117L118 155H117L116 153H113V152H111V153L109 154L110 151L108 152ZM136 150H139V151H136ZM155 150H156V149H155ZM155 150H152V151L150 150V151H151V152H150V155H148L147 152H145V153L148 155V156H147V158H148L147 161H151V160H153V159L164 158V157H165V153H166L165 151H164L165 153L162 151V152L164 153V154L162 155V153L159 152V149H158V152H157V150H156V151H155ZM161 150H162V148H161ZM166 150L168 151V149H166ZM173 150H174V149H173ZM188 150H189V149H188ZM188 150H187V153H184V156H185V154H186V155H187V154H188V155L191 154L192 156L195 154L194 151L191 152V153H188V152L190 151V150H189V151H188ZM218 150H219V149H218ZM48 151L50 152V155H51V154H52V151H51V150H48ZM60 151H61V150H60ZM69 151H70V150H69ZM191 151H192V150H191ZM219 151H220V150H219ZM251 151H252V150H251ZM25 152H26V151H25ZM95 152H97V150H96ZM143 152H144V151H143ZM143 152H142V153H143ZM168 152H169V151H168ZM174 152H176V151L174 150L173 153H174ZM247 152H248V151H247ZM30 153H27L28 156H29ZM65 153H67V152H65ZM98 153H99V152H98ZM130 153H131V152H130ZM148 153H149V152H148ZM154 153H155V154L157 153V154L155 155ZM158 153L161 154L163 157H161ZM169 153H171V156H173V153H172V152H169ZM218 153H219V152H218ZM41 154H42V153H40V155H39V154H36L37 156L39 155V156H38V159H40ZM63 154H64V153H63ZM96 154H97V153H96ZM114 154L117 155V157H116ZM146 154H144V155H146ZM151 154H152V155H151ZM245 154H246V153H245ZM64 155H65V157H66V154H64ZM97 155H98V154H97ZM99 155H100V154H99ZM99 155H98V156H99ZM101 155H102V154H101ZM101 155H100V156H101ZM130 155H132V154H130ZM142 155H143V154H142ZM166 155H167V154H166ZM168 155H170V154H168ZM168 155H167V156H168ZM188 155H187V156H188ZM191 155H190V158H191ZM28 156H26V157L28 158ZM30 156H31V155H30ZM33 156H34V155H32V157H33ZM100 156H99V157H100ZM104 156L106 157V155L103 154V158H105ZM151 156H153V157L155 156V158H153V157H151ZM159 156H160V157H159ZM167 156H166V158H167ZM180 156L182 157V155H180ZM180 156H179V158H181ZM187 156H186V158H184V159L187 160V158H188ZM16 157H17V156H16ZM26 157H25V160H26L25 162H26V163H27V162L29 163V165H28V166L26 165V166L30 169V173H32V175H31V174L29 175V173H28V176H29V177H30V176H34V178H33V177H30L29 180H27V181H30L31 178L34 179V180H33V181H34L33 184H31L29 188H31V186L33 185V192H34V194L37 192V189H39L38 192H39L40 190H41L40 192H42V188H43V184H42V183H46V182H45L46 177L48 178V177H51V176H49V175L44 176V175L41 174L40 176H41V178H42V183H41L40 185H37L38 183L41 182V179L39 180L40 177L37 176L36 172L39 173L38 171H39L40 167L43 168V166H45L46 164H48V162H46V164H45V162H44V165H43V166H42V165L40 166V164H38V166H40V167L38 168V171L35 172V171L33 170V172H35V173H33V172L31 171L33 165H35L34 168H36V166H37L36 164H33V163H32V161L34 160L35 157H33V158L30 159V160L28 159L29 161H27ZM42 157H44V158H42ZM42 157H41V159H44V160H45V158H46V160H47V158H48V156L45 157V156H43V155H42ZM67 157H68V156H67ZM67 157H66V158H67ZM107 157H106V159H109V157H108V158H107ZM115 157H116V158H115ZM138 157H140V155H139ZM142 157H143V159L145 158L144 156H142ZM142 157H141V158H142ZM168 157H169V156H168ZM204 157H205V156H204ZM207 157H208V156H207ZM121 158H119V159H121ZM149 158H153V159L150 160ZM175 158H176V157H175ZM175 158H174V160H175ZM190 158H188L189 161H190ZM192 158H193V161H196V159L194 160L195 157H192ZM192 158H191V160H192ZM20 159H22V158H20ZM67 159H68V158H67ZM115 159H117V160H115ZM145 159H146V158H145ZM184 159H183V160H184ZM22 160H23V159H22ZM44 160H39L38 162H40V161H44ZM48 160H50V159H48ZM48 160H47V161H48ZM53 160H54V162H56V159H53ZM124 160H125V159H124ZM157 160H159V159H157ZM171 160H173L172 157H171ZM178 160H179V159H178ZM218 160H219V159H218ZM116 161H118V162H116ZM38 162H37V163H38ZM50 162H51V161H50ZM101 162H102V161H101ZM105 162H106V160H105ZM105 162H102V164H101L100 162H99V163L101 164V166L103 165V167H106L105 164H106L107 162H106V163H105ZM123 162H124V161H123ZM196 162H198L199 165H202V164L206 163V160H204L203 157H201V158L199 159V161H196ZM218 162L221 163L220 161H218ZM40 163H41V162H40ZM103 163H104V164H103ZM175 163H176V161H175ZM52 164H53V163H51V165H52ZM115 164H114V165H115ZM127 164H128V163H127ZM129 164H130V163H129ZM31 165H32V166H31ZM53 165H54V166H57L56 163L53 164ZM58 165H59V163H58ZM114 165H113V167H115ZM47 166H48L49 168L52 167V166H50V163H49L48 165H46L45 167H47ZM58 167L61 169L60 172H62L63 170H62L61 165H59ZM103 167H102V168H103ZM34 168H33V169H34ZM55 169H56V168H55ZM103 169H106V168H103ZM119 169H120V167H119ZM152 169H153V168H152ZM160 169H161V170H159V169H157V170L160 171L161 173H163L162 175H166V176H167L166 172H164V171H165V170H164V167H160ZM205 169H206V167H205ZM208 169H210V168L208 167ZM36 170H37V168H36ZM40 171H43V169H41ZM51 171H53V172H52V173H53L52 175L54 176V172H55V170H52V169H51ZM114 171H115V170H114ZM114 171H113V172H114ZM200 171H202V170H200ZM60 172H59V174H60V177L62 178V176H63V172H64V171H63L62 173H60ZM113 172H112V174H113ZM115 172H117V171H115ZM115 172H114V173H115ZM197 172H198V171H197ZM42 173H43V172H42ZM55 173H56V172H55ZM105 173H106V172H105ZM117 173H118V172H117ZM171 173H173V172L171 171ZM208 173H209V172H208ZM39 174H40V173H39ZM64 174H65V173H64ZM66 174H67V172H66ZM66 174H65V175H66ZM119 174H120V173H119ZM135 174H136V173H135ZM137 174H138V173H137ZM200 174H201V173H200ZM13 175H14V172H13ZM35 175H36V176H35ZM57 175H58V174L56 173L55 176H57ZM67 175H68V174H67ZM106 175H107V174H106ZM115 175H116V174H115ZM115 175H114V176H115ZM132 175H133V174H132ZM139 175H140V174H139ZM178 175H179V174H178ZM42 176H44V178H43ZM107 176L109 177V175H107ZM107 176H106V178H108ZM117 176H118V175H117ZM140 176H141V175H140ZM142 176L144 177V175H142ZM200 176H201V175H200ZM38 177H39V178H38ZM58 177H59V175H58ZM60 177H59V178H60ZM66 177L69 178L70 176H66ZM66 177H65V178H66ZM112 177H113V175H111V176L108 178L107 181L111 180V183H112V180L115 179V178L110 179V178H112ZM143 177H140V178H143ZM151 177H152V176H151ZM170 177H171V176H170ZM172 177H174V176H172ZM179 177H180V176H179ZM181 177H182V176H181ZM37 178H38V179H37ZM52 178H53V177H52ZM61 178H60V179H61ZM121 178H122V177H121ZM145 178H146V177H144V179H143L144 181H145V180H148V179H145ZM152 178H154V177H152ZM48 179L50 180L51 178H48ZM60 179H57V180L60 181ZM62 179H63V178H62ZM62 179H61V181H64V180H62ZM70 179H71V177H70L68 180H70ZM149 179H151V178H149ZM167 179H168V178H167ZM177 179H178V178L175 179V177H174V180H173L172 178H171V179L169 178L168 180H170V181L172 180L173 182L177 181V182H175V183L178 184L179 181H181V179H180V180H177ZM57 180L54 179V178H53V181L50 180L51 183H53L52 186L50 185V184H51L50 181H49V182L47 181L48 184L50 183V184H49L50 186H47L48 188H46V189L44 188V189H45V190H44L45 192H51L52 194H51V193L46 194L45 192H42V193H44L43 195L45 196V198H46L47 195L50 196V195H53V193L57 194V196H56L55 194L53 195V197H52V201H53V198L55 199V198L57 197V199H58V201H59V202H58V205H55V206L52 205V206H54V209H55L56 211H60L61 214H62V213L65 214L66 211H64V210H65L64 208H66V210H67V206H68V205H67L66 207H64V201L62 202V201H60V199H59V198L61 197V195H62V194L60 195L59 193H62L63 191H62V192H56L57 190H58V191L60 190L61 185H62L61 183H59V184H61L60 187H59V185H58V183H57V186H56V185L54 184V181H55V182H58ZM66 180H67V179H66ZM66 180H65V181H66ZM99 180H100V179H99ZM127 180H128V179H127ZM152 180H153V181H151V183H152V182L154 183V182L157 181V179H155L156 181H155L154 179H152ZM162 180H163V179H162ZM38 181H39V182H38ZM65 181H64V182H65ZM71 181L73 182L74 180H73V179L70 180V181H69V182H70L69 185L71 184V185L73 186V188H76L77 185H75V182H73V183H74V184H73V183H71ZM113 181H115V180H113ZM131 181H132V180H131ZM182 181H185V180H182ZM64 182H63V183H64ZM109 182H110V181H109ZM167 182H169V181H167ZM186 182H187V181H186ZM188 182H189V181H188ZM27 183H28V182H27ZM67 183H68V181H67ZM101 183H102V182H101ZM111 183H110L109 185H111ZM136 183H137V182H136ZM145 183L147 184L148 182H145ZM149 183H150V182H149ZM153 183H152V184H153ZM184 183H185V182H184ZM96 184H97V181L94 180V181H92V184H91V185L96 186ZM102 184H103V183H102ZM113 184H114V182H113ZM139 184H140V183H139ZM139 184H138V185H139ZM155 184H157V185L159 184V185H158L159 189L162 188L161 186H163V188L160 189V192H161V191L164 192V188H166L165 191H169V190H171L168 186L166 187V186L164 185V183L157 182V183H155ZM155 184H154V185H155ZM161 184H162V185H161ZM170 184H171V183H170ZM180 184H183V183L181 182V183H179L178 185H180ZM186 184H187V183H186ZM186 184H184V186H185ZM189 184H190V183H189ZM53 185H55V186H53ZM63 185H67V187H69V188L71 189V191L73 190V189L71 188L72 186H71V185L69 186L68 184H66V182H65V184H63ZM149 185H151V184H149ZM157 185H156V186H157ZM39 186H40V188H38ZM74 186H75V187H74ZM105 186H106V185H105ZM112 186H113V185H112ZM115 186H117V185H115ZM135 186H136V185H135ZM187 186H189V185H187ZM50 187H51V189H53L54 191H53V190H52V191H48V190H51ZM64 187H65V186H64ZM67 187H65V188H67ZM80 187H81V186H80ZM92 187H93V186H92ZM133 187H134V186H133ZM151 187H152V186H151ZM153 187H154V186H153ZM189 187H190V186H189ZM55 188H56L57 190H55ZM69 188H68V189H69ZM87 188H88V187H87ZM114 188H116V187H114ZM137 188H139V187H137ZM148 188H149V187H148ZM167 188H169V190H168ZM182 188H183V187H182ZM190 188H191V187H190ZM195 188H196V187H195ZM62 189H63V186H62ZM62 189H61V190H62ZM119 189H120V188H119ZM151 189H153V188H151ZM191 189H192V188H191ZM31 190H32V188H31ZM63 190H64V189H63ZM111 190H112V189L110 188V191H111ZM116 190H117V189H116ZM120 190L122 191V189H120ZM147 190H149V189H147ZM172 190H173V189H172ZM172 190H171V191H172ZM196 190H197V189H196ZM69 191H70V190H69ZM69 191H68V193H69ZM73 191H75V190H73ZM78 191H79V190H78V187H77V191H75V192H78ZM121 191H120V193H119L118 196H120V194H121V196H122V194H123L124 191H122V193H121ZM198 191H203V190H200V189H199V190H197V192H198ZM111 192H112V191H111ZM147 192H148V191H147ZM150 192H151V191H150ZM154 192H155V190H154ZM162 192H161V193H162ZM169 192H170V191H169ZM172 192H173V191H172ZM72 193H73V192H72ZM126 193H127V192L125 191L124 194H126ZM177 193H178V192H177ZM36 194H37L39 197H40V195H41L40 193H36ZM36 194L34 195V198L37 197ZM39 194H40V195H39ZM128 194H131V195H130L131 197H130V196L128 197V196L126 195V196H127V200H128V198H130V199H129L130 201L133 199L132 203H133V202L135 203V200H136V199H139V201H136V203L139 202V203L142 204V205L139 204L140 209L142 208V210H141L140 212L143 211L142 213H144V214H143L144 216L141 215V213L139 214V215H141V217H140V220H139V219H138V220H139V221L142 220V221H143V224L138 228V230L135 231V234H136V235L140 238V240H141V241H137V244H136V245H138V248H139V249L137 248L138 250H135V251H137V253H134V254L131 253V252H132L131 249L133 250V248L131 247V249H130V247H128V246H132V244L130 245L129 243H127L128 246L125 247V248H127V247L129 248V249H128L129 251H126V250H125L127 255H126V254H123V252H124V248H123V252L120 253V251H119L120 249H119V247H118V243H117V240H118L119 238H118V237H117L118 239H117L116 237L110 238L111 236H109V238H107L106 240L103 239V240H104V243H103V245H102V248H103L102 250H103V252H102L101 254H97V253H99V252H96L95 250H97V248H98V246H99L98 243H97V244H96V243H92V244H90V241H88V240L91 239V238H89L88 240H87V238H85V239L87 240V241H86V240H85V241L87 242V244H88V242H89V246L91 245V247L88 246L90 249L87 248V246H85V245H83V247H84V246L86 247V251H87V249H89V256H92V258L90 257L91 260H90V259L88 260V259L85 258V260L91 261V263L87 261V264H88V263L92 264V263H93L92 261L95 260V256H96V257H97V255H100V256H101L104 252H105V254H103L104 256L102 255L101 258L103 259V258L106 256V259L108 260V262L106 261V264H121L122 262L124 263V261H123V257H127V258H128V255H129V258H130V259L132 258V259L130 260V263L134 262V263H136V264H142V263H144V264H163L164 262H167V263H170V264H172V263L174 264L175 261H177L179 264H184L186 261H187V263H189V262H190V259H189L190 257H187V256H186V255H188V254L186 253V250H185V249H179V246H177L175 243H173V241H171V239H168V237L166 238V233H163V231H165L166 229L168 230L169 228L172 227V226H170V225H172L171 222H169V223H171L170 225L168 224V222H166L167 224L164 222V219H165L164 217H166V216L168 215V213H169V214H170V213H173L172 215H174V217H176V216L178 217V216H179V213H180V216H179L180 218L178 217L179 219H181L182 216L185 215V212H183V211L181 210V209H183V207L180 206L183 202H182L181 204H180V203L177 204V206L179 205V206H178L179 208H181V207H182V208H181V209H179V208L175 209V210H177V213H178V210H180L179 213L176 215V214H175V213H176L175 210H174L175 213H174L173 211H169V210H172V209H170L171 206H169V205H170L169 203L166 202L168 205L165 204V201H166V200L163 202L162 199H161V201H160V200L157 198V199H158V202H159V201H160L161 203L163 202L164 205H166V206H165L166 209H167V207H170V208H168V212L165 213V211L163 210L164 208H162L163 203H162V204H158L157 200L155 201L154 198L151 199L150 197H146V196L142 197V196H141V197H139V198H138V197L135 198V200H134V198H133L134 195L132 196V193H128ZM166 194H167V193H166ZM202 194H203V193H202ZM205 194H206V193H205ZM210 194H211V193H209V196H210V197H214V198L216 197V198H218V196H213V195H210ZM15 195H16V194H15ZM17 195H18V194H17ZM43 195H41V199L44 198ZM70 195L73 196V198H72L73 201L75 200V201H74V202H75L74 204L78 203V205H74V206H72L73 208H74L75 206H78V207H79L78 209H77V207H75L76 210H77L76 213L78 212V210H79L81 207H82V209H85L84 211H87L86 208H88V207H89V210H91L90 208H91L92 202H89L90 200L88 199L89 201L87 200L88 202H87V201H86V202H87V203H90L91 205H90V204L87 205L86 202L83 203V199H80L82 196L85 197L84 195H82V194H80V193H76V194L74 193V195L77 196L79 200L77 199V197H75V199H74V195H73V194H70ZM113 195H114V194H113ZM172 195H173V194H172ZM206 195H208V194H206ZM54 196H55V197H54ZM59 196H60V197H59ZM10 197H11V195H10ZM10 197H9V198H10ZM15 197H16V196H15ZM15 197H13V200H14ZM31 197H32V195H31ZM50 197H51V196H50ZM123 197H125V195H124ZM135 197H136V196H135ZM174 197H175V196H174ZM118 198H119V197H118ZM179 198H180V197H179ZM182 198H183V197H182ZM219 198H220V196H219ZM221 198H222V197H221ZM221 198H220V202H221ZM68 199H69V202H70V197H68ZM72 199H71V200H72ZM123 199H125V198H123ZM172 199H173V198H172ZM10 200H11V199H10ZM21 200H22V199H21ZM37 200H38V199H37ZM47 200H48V199H47ZM81 200H82V204L79 203V201H81ZM129 200H128V201H124V204H125V202H127V203L130 202ZM163 200H164V199H163ZM169 200H170V199H169ZM176 200H177V199H176ZM11 201H12V200H11ZM30 201H31V200H30ZM38 201H39V200H38ZM42 201H43V200H42ZM45 201H46V200H44L43 202L45 203ZM52 201H51V203H52ZM76 201H78V202H76ZM140 201H141V202H140ZM171 201H173V200H171ZM178 201H179V200H178ZM195 201H196V200H195ZM218 201H219V199H218ZM18 202H19V201H18ZM40 202H41V201H40ZM43 202H41V204H42ZM47 202L49 203L50 201L48 200ZM156 202H157V203H156ZM160 202H159V203H160ZM179 202H180V201H179ZM216 202H217V201H216ZM220 202H218V203H220ZM2 203H3V202H2ZM44 203H43L42 205H44ZM48 203H47V204H48ZM53 203L55 204L56 202L53 201ZM53 203H52V204H53ZM60 203H61V204H60ZM114 203H115V202H114ZM127 203H126V204H127ZM176 203H177V202H176ZM211 203H212V202H211ZM235 203H236V202H235ZM49 204H50V203H49ZM49 204H48V205H49ZM71 204H72V203H71ZM80 204L83 205V206H81ZM84 204H86V205H84ZM111 204H113V202H112ZM171 204H172V203H171ZM174 204H175V203H174ZM174 204H173L172 206H174ZM220 204H221V203H220ZM33 205H34V206H32V207H34L33 210L35 209V211H36V213L34 212L36 216L34 217V221H33V223L35 224V227H34L33 229H35V228H37L38 226H40L39 221H40V220L43 221V220L41 219V217H43V216H44V217H45V216H49L50 214L48 213L49 211L46 212L47 214L44 213V212H43L44 214L40 213V214H42V216H40V214H39L40 217H39V219H38V214H37L38 211H37V210H39L40 208H35V205H37L36 203L33 204ZM42 205H41V206H42ZM48 205L46 206V209L48 208ZM3 206H4V205H3ZM52 206H51V208H53ZM56 206H57V207L59 206V207H58L59 210L56 208ZM61 206H62V207H61ZM177 206H176V204H175V207H177ZM201 206H202V205H201ZM36 207H37V206H36ZM72 207H71V208H72ZM83 207H84V208H83ZM124 207H126V205H125ZM175 207H174V208H175ZM202 207H203V206H202ZM238 207H239V206H238ZM51 208H50V209H51ZM62 208H63V210H60V209H62ZM127 208H128V205H127V207H126L125 212L127 211ZM138 208H139V207H138ZM172 208H173V207H172ZM203 208H205L209 214L212 213V211L209 212V210H211V209H207L206 206L203 207ZM203 208H202L201 210L204 212V209H203ZM30 209H31V208H30ZM48 209H49V208H48ZM48 209H47V210H48ZM54 209H53V210H54ZM124 209H125V208H124ZM140 209H139V210H140ZM166 209H165V210H166ZM197 209H198V208H197ZM11 210H13V209H11ZM55 210H54V211H55ZM89 210L87 211L88 213L85 212V214L87 213V215H89V214H90V213H89V212H90ZM122 210H123V209H122ZM212 210H213V209H212ZM7 211H8V210H7ZM45 211H46V210H45ZM54 211H53V213H54ZM56 211H55V212H56ZM61 211H64V212H61ZM84 211L82 210V213H80V214H82V215H81L82 217L85 216ZM181 211L184 213V215H182L183 213H182ZM93 212H94V211H92V213H93ZM125 212H123V213H125ZM163 212L166 214V216H165V214H162ZM203 212H202V213H203ZM214 212H215V211H213V214H212L211 216H213V218H214V215H215V214L217 215V213H218V214H219V220H218V218H216V216H215V218L217 219V221H215V219L211 220V217L208 216L209 219H210L211 221H215V222H217L219 225L222 226L223 223L226 222V221H223V220H222V208H221V209L219 208L217 213H216V212L214 213ZM4 213H5V212H4ZM9 213H10V212H9ZM28 213H29V212H28ZM53 213H52V215H53ZM66 213H67V212H66ZM74 213H75V212H74ZM74 213H72V214H74ZM181 213H182V214H181ZM208 213H207V214H208ZM13 214H14V213H13ZM30 214H31V213H30ZM57 214H59V212H57ZM61 214H60V216L64 217V214H63V215H61ZM93 214L95 215V212H94ZM161 214H162V216L160 217ZM204 214H205V212H204ZM204 214H200V216H203V219L207 217L206 215L204 216ZM223 214H225V213H223ZM26 215H27V214H26ZM87 215H86V216H87ZM94 215H93V216H94ZM163 215H164V216H163ZM175 215H176V216H175ZM181 215H182V216H181ZM53 216H54V215H53ZM58 216H59V215H58ZM81 216H79V217H80V220L82 219ZM86 216H85V219H87ZM89 216H90V215H89ZM168 216H169V215H168ZM10 217H11V216H10ZM44 217H43V218H44ZM49 217H50V218H55V216L52 217L51 215H50ZM56 217H57V216H56ZM62 217H61V218H62ZM67 217H68V216H67ZM87 217H88V216H87ZM142 217H143V219H141ZM158 217H159V219H156V218H158ZM162 217H163L164 219H163ZM188 217H189V216H188ZM208 217H207V218H208ZM27 218H28V216H27ZM50 218H49V219H50ZM94 218H95V216H94ZM94 218L91 217V219H93V220H91V222L93 221V223H94V221H95ZM160 218H161V219H160ZM169 218L171 219L172 217H169ZM178 218H177V219H178ZM207 218H206V219H207ZM223 218H224V217H223ZM10 219H11V218H10ZM10 219H9V220H10ZM37 219H38V223H36V222H37ZM96 219H97V216H96ZM128 219H129V218H128ZM154 219L157 220L156 223L153 222ZM174 219H175V218H173V220H174ZM182 219H187V217H186V218L184 217V218H182ZM206 219H205V220H206ZM225 219H226V218H225ZM245 219H246V218H245ZM29 220H30V219H29ZM83 220H84V217H83ZM87 220H88V219H87ZM87 220H86L85 224L88 223ZM100 220H101V222H102V223H100V225L94 226V224H93V223H92V224H93V226L96 227V228H98V226H99V228L101 229L102 233H105V234H106V231L103 232V230H105V229H103L104 227H100L101 225L103 226V221H104V220H102V219H100ZM138 220H137V222H138ZM159 220H161V221L159 222ZM167 220H169V219H167ZM167 220H165V221H167ZM210 220H209V221H210ZM227 220L230 221L229 219H227ZM13 221H14V220H13ZM84 221H85V220H84ZM131 221H132V220H131ZM133 221H134V219H133ZM177 221H178V220H177ZM218 221H219V222H218ZM263 221H264V220H263ZM1 222H2V221H1ZM65 222H66V220H65ZM65 222H62V223L65 225ZM82 222H83V221H82ZM82 222H81V223H82ZM91 222L89 221V226L86 224L87 227H88V229H89V227H91V228L93 229V227L90 226V225H92V224H90ZM157 222H158V223H157ZM161 222H162V223H161ZM173 222H174V221H173ZM175 222H176V220H175ZM215 222L213 223V224H214V227H215V229H217V231L219 232L220 227H219V228L216 227ZM222 222H223V223H222ZM243 222H245V221H243ZM2 223H3V222H2ZM28 223H31V221L28 222ZM33 223H32V224H33ZM78 223H79V224L76 226V227H78V228L76 229V227H75V228H74L75 230L73 229L74 231H77V233H75V232L73 231L75 234H77V236H79L78 233H80V231H79L80 229L83 230L82 232H84V230L87 229V228L84 227V226H86V225H82V224H84V222H83L82 224H81L80 222H78ZM159 223H160V224H159ZM164 223H165V224H164ZM176 223H177V222H176ZM179 223H180V222H179ZM206 223H207V222H206ZM245 223H246V222H245ZM247 223H248V222H247ZM247 223H246V224H247ZM37 224H38V225H37ZM41 224L43 225V223H41ZM47 224H49V223H47ZM63 224H62V225H63ZM95 224H97V223H95ZM162 224H164V225L162 226ZM173 224H175V223H173ZM213 224H212V225H213ZM224 224L226 225V228H228V227L230 226V225L227 226L226 223H224ZM228 224H229V223H228ZM28 225H31V224H28ZM44 225H45V222H44ZM58 225H59V224H58ZM62 225H61V226H62ZM79 225L81 226V228H79V227H80ZM155 225H156L157 227H155ZM158 225H159V226H158ZM160 225H161V226H160ZM166 225H169L170 227L168 226V228H165ZM225 225H224V226H225ZM259 225H260V224H259ZM59 226H60V225H59ZM59 226L57 227V226H50V225H48L49 229H52V228L54 227V229L56 228L55 230H59V229L61 228V227L59 228ZM82 226H83V228H82ZM244 226H245V225H244ZM40 227H42V226H40ZM48 227H42V228H45V230H46V229L49 230ZM50 227H52V228H50ZM62 227H63V226H62ZM158 227H160V228L163 227L165 230H163V228H162L163 231H162V232H159L160 230H157ZM166 227H167V226H166ZM178 227H179V225H177V228H178ZM20 228H21V227H20ZM63 228H64V227H63ZM96 228L94 229L95 232H93V233H98V230H96ZM114 228H115V226H114ZM175 228H176V227H175ZM177 228L174 229V230L177 231V230H178ZM180 228H181V227H179V230H180ZM192 228H194V227L192 226ZM223 228H224V227H223ZM230 228H231V227H230ZM245 228H246V227H245ZM40 229H41V228H40ZM61 229H62V228H61ZM64 229H65V228H64ZM92 229H89V230L92 231ZM100 229H99V230H100ZM102 229H103V230H102ZM196 229H197V228H196ZM251 229H252V228H251ZM31 230H32V228H31ZM55 230H54V231H55ZM89 230H88V231H89ZM122 230L124 231L125 229L123 228ZM169 230H170V229H169ZM169 230H168V231H169ZM171 230H172V229H171ZM198 230H199V229H198ZM198 230H194V229H193L194 232H193L192 234H193L194 236H192L189 232H184V233H186V234L189 233L190 235H188V237H189V236H190V237H195V236L198 237V235H196V234L198 233ZM221 230H222V229H221ZM241 230H242V234H239V235L242 236L245 232L243 233L244 230H243V229H241ZM245 230H246V229H245ZM35 231L38 232V230H35ZM39 231H40V230H39ZM78 231H79V232H78ZM88 231L84 232V234H86ZM90 231H89V232H90ZM96 231H97V232H96ZM101 231L99 232V234L101 233ZM123 231H122V232H123ZM168 231H167V234L170 233V234L172 235V233H171V232L168 233ZM224 231L227 232V230H224ZM224 231H222V232H224ZM228 231H229V234H231L233 230L231 231V229H230V230L228 229ZM236 231H237V230H236ZM239 231H240V229H239ZM246 231H247V230H246ZM254 231H255V230H254ZM48 232H49V231H48ZM48 232H47V234H48ZM73 232H72V233H73ZM172 232H174V231L172 230ZM180 232H181V231H178L177 233L180 234ZM190 232H191V231H190ZM222 232L220 233V235L222 234ZM226 232H224L223 234L226 235V238H227V233H226ZM247 232L250 233V237H249V233H247ZM247 232H246L245 234L248 235L247 237H249V238H246V235H243V238H246V239H244V240L247 241V240L251 239V242L254 241V237H252V236H255V235H253L254 232H250V230L247 231ZM1 233H2V232H1ZM4 233H5V232H4ZM7 233H8V232H7ZM7 233H6V234H7ZM35 233H36V232H35ZM54 233H55V234H53V235L56 236V235H57V232H54ZM74 233L71 234V236L74 235ZM91 233H92V232H91ZM91 233H90V236H91ZM93 233H92V234H93ZM102 233H101V234H102ZM116 233H118V232L116 231ZM177 233H176V234H177ZM184 233H183V231H182L181 234L184 235ZM199 233H200V231H199ZM225 233H226V234H225ZM234 233H235V232H233V234H234ZM238 233H239V232H238ZM99 234H98V236H99ZM124 234H125V235H124ZM124 234H121V233H120V234H119V237H120L121 235H122V236L124 235V236H126V237L128 236V237L130 238V234H129L128 232H125ZM173 234H174V233H173ZM216 234H217V236L219 237V238H218V237L216 236V238H217L216 242H217V241H219L220 236H219V233H216ZM233 234H232V235H233ZM236 234H237V233H236ZM251 234H252V236H251ZM88 235H89V234H88ZM95 235H96V234H95ZM103 235H104V234H103ZM106 235H107V234H106ZM106 235H105V236H106ZM113 235H114V234H113ZM183 235H180V236L182 237ZM232 235H231V236H232ZM234 235H235V234H234ZM237 235H238V234H237ZM239 235H238V236H239ZM10 236H11V235H10ZM34 236H35V235H34ZM36 236H37V235H36ZM48 236H49V234H48ZM80 236H81V235H80ZM80 236H79V237H80ZM98 236H97V237H98ZM173 236H174V235H173ZM177 236H178V234H177ZM186 236H187V235H186ZM221 236L223 237V235H221ZM238 236L235 235L234 238H233V241H234V240H235V241L237 240V241H236L237 244H238V242H240V238H241L240 236H239L240 238H239ZM59 237H60V236H59ZM75 237H76V235H75ZM91 237H92V236H91ZM97 237H96V238H97ZM107 237H108V236H107ZM174 237H176V235H175ZM174 237H173V238H174ZM181 237H180V238H181ZM188 237H186V238L188 239ZM32 238H33V237H32ZM38 238H39V237H38ZM81 238H82V237H81ZM93 238H94V237H93ZM99 238H100V237H99ZM105 238H106V237H105ZM177 238L179 239V237H177ZM226 238L224 237V238H222V239H223L224 241H228ZM7 239H8V238H7ZM33 239H34V238H33ZM33 239H31V240H33ZM59 239H60V238H59ZM100 239H101V238H100ZM122 239H123V237H122ZM131 239H132V237H131ZM192 239H193V238H192ZM195 239H197V238L195 237ZM195 239H194V240H195ZM212 239H213V238H212ZM222 239H221L220 241L223 242ZM225 239H226V240H225ZM4 240H5V239H4ZM70 240H74V241H76V239H74V236H72V237L70 238ZM79 240H81V239L79 238ZM83 240H84V239H83ZM103 240H102V241H103ZM120 240H121V239H120ZM123 240H124V239H123ZM134 240H135V239L133 238V241H131V242L129 241L130 243L133 242V246H135L134 243L136 242V241H134ZM173 240H174V239H173ZM189 240L191 241V238H190ZM189 240H188V241H189ZM214 240H215V239H214ZM231 240H232V239H231ZM12 241H13V240H12ZM29 241H30V239H29ZM51 241H52V240H51ZM184 241H185V240H183V242H182V241H181V242H182V243H187V244L189 243V244H190V241H189V242H186V241L184 242ZM235 241H234V242H235ZM242 241H243V239H241V243H242ZM5 242H6V241H5ZM5 242H4V243H5ZM10 242H11V241H10ZM125 242H127V241H125ZM195 242H196V241H195ZM247 242H248V241H247ZM247 242H246V243H247ZM47 243H48V242H47ZM49 243H50V242H49ZM60 243H61V242H60ZM81 243H82V242H81ZM197 243H198V241H197ZM227 243H228V242H226V243L224 242V243H220V244H222V245L224 244V248L226 247V250H227V249H229V248L226 246ZM13 244H14V243H13ZM83 244H84V243H83ZM94 244L98 245L97 248H96V246L92 248V245L94 246ZM99 244H100V243H99ZM172 244H174L175 246H177L178 249H177V250H174L173 247L171 246ZM187 244H186V246H187ZM195 244H196V243H195ZM216 244H217V243H216ZM220 244L218 243L219 246H220ZM225 244H226V245H225ZM228 244H229V243H228ZM244 244H245V243H244ZM253 244H255V243L253 242ZM9 245H10V244H9ZM16 245H17V244H16ZM32 245H33V244H32ZM32 245H31V246H32ZM34 245H35V244H34ZM34 245H33V246H34ZM48 245H49V244H48ZM67 245H68V244H67ZM222 245H221V246H222ZM238 245H239V244H238ZM241 245L243 246V244H241ZM248 245H249V244H248ZM69 246L72 247V245H69ZM119 246H120V245H119ZM190 246H191V245H190ZM198 246H200V245H198ZM198 246H195V249H197ZM221 246H220V247H221ZM239 246H240V245H239ZM245 246H246V245H245ZM252 246H253V245H252ZM45 247H46V245H45ZM73 247H74V246H73ZM75 247H76V248L79 247V248H77V249H79V250L81 249L82 246H81V244H80V241H79L78 244H77V242H76ZM83 247H82V248H83ZM85 247H84V250H85ZM100 247H101V246H100ZM169 247H170V249H169ZM187 247H189V246H187ZM200 247H201V246H200ZM222 247H223V246H222ZM222 247H221V249H222ZM8 248H10V247H8ZM13 248H14V247H13ZM13 248H12V250H13ZM18 248H19V247H18ZM43 248H44V247H43ZM43 248H42V249H43ZM46 248L48 249V247H46ZM49 248H50V247H49ZM56 248H57V247H56ZM76 248H75V250H74V251H75L74 253H77V252H76ZM95 248H96V249H95ZM135 248H136V247H135ZM181 248H182V247H181ZM224 248H223V249H224ZM198 249L200 250V248H198ZM198 249H197V250H198ZM49 250H50V249H49ZM79 250H78V251H79ZM100 250H101V249H100ZM193 250H194V249H193ZM224 250H225V249H224ZM16 251H17V250H16ZM16 251L14 250V252H16ZM18 251H19V250H18ZM44 251H45V250H44ZM98 251H99V250H98ZM121 251H122V250H121ZM195 251H196V250H195ZM230 251H231V250H230ZM9 252H10V251H9ZM31 252H32V251H31ZM42 252H43V251H42ZM79 252H80V251H79ZM100 252H101V251H100ZM187 252H189V251H187ZM199 252H201V250H200ZM199 252H198V253H199ZM11 253H12V251H11ZM11 253H9V254L11 255ZM191 253H193V252H191ZM17 254H18V253H17ZM96 254H97V255H96ZM135 254H137L138 256L135 255ZM0 255H1V254H0ZM18 256H19V254H18ZM31 256H32V254H31ZM79 256H80V255H79ZM100 256H99V257H100ZM131 256H132V257H131ZM11 257H12V256H11ZM75 257H76V254L74 255V259H75ZM77 257H78V254H77ZM84 257H86V256H84ZM196 257H197V256H196ZM196 257H195V258H196ZM42 258H43V257H42ZM45 258H46V257H45ZM45 258H43V259H45ZM54 258H57V257L54 256ZM78 258H79V257H78ZM88 258H89V257H88ZM93 258H94V259H93ZM97 258H98V257H97ZM97 258H96V259H97ZM70 259H72V258H70ZM99 259H100V258H98V261H99ZM191 259H192V258H191ZM47 260H48V258H46V261H47ZM53 260H55V259H53ZM80 260H81V259H80ZM83 260H84V259H83ZM85 260H84V261H85ZM205 260H206V259H205ZM6 261H7V260H6ZM44 261H45V260H43L42 263H43ZM46 261H45V262H46ZM55 261H56V260H55ZM68 261H69V260H68ZM96 261H97V260H96ZM96 261H94V264L96 263ZM101 261H105V260L103 259V260H101ZM120 261H122V262H120ZM131 261H132V262H131ZM85 262H86V261H85ZM85 262H84V263H85ZM56 263H57V264H61L59 258H57V262H56ZM56 263L54 262V263H50V264H56ZM69 263H70V262H69ZM77 263H78V262H77ZM97 263H98V262H97ZM190 263H192V262H190ZM201 263H202V262H201ZM229 263H230V260H229L228 257H226V258H224V257H220V258H214V260H213L212 262H210L209 264H229ZM34 264H36V263L34 262ZM74 264H75V262H74ZM78 264H80V263H78ZM98 264H103V263H98ZM104 264H105V262H104ZM203 264H208V262H204Z\"/></svg>","mask_w":264,"mask_h":264}]
</instances>
